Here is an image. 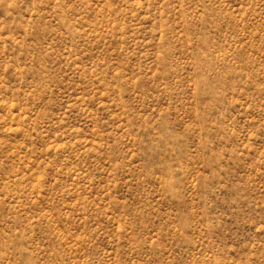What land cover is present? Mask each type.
<instances>
[{
	"label": "rangeland",
	"instance_id": "374dc122",
	"mask_svg": "<svg viewBox=\"0 0 264 264\" xmlns=\"http://www.w3.org/2000/svg\"><path fill=\"white\" fill-rule=\"evenodd\" d=\"M0 264H264V0H0Z\"/></svg>",
	"mask_w": 264,
	"mask_h": 264
}]
</instances>
